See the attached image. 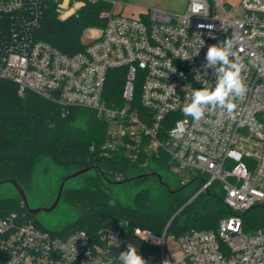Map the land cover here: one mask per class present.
Wrapping results in <instances>:
<instances>
[{"label": "built area", "instance_id": "2783aa9c", "mask_svg": "<svg viewBox=\"0 0 264 264\" xmlns=\"http://www.w3.org/2000/svg\"><path fill=\"white\" fill-rule=\"evenodd\" d=\"M98 1L0 0V79L14 83L20 95L96 111L109 124L103 156L121 154L134 162L166 155L170 169L184 174L181 186L199 187L189 203L210 190L221 196L231 214L216 230L180 237L168 234L170 225L162 236L133 230L142 244L158 248L155 264H264V230L246 233L243 221L244 214L264 208V0H241L238 16L218 0H189L183 13L132 15L120 14L110 2L112 9L102 14L105 26L85 32L84 50L68 55L38 38L51 5L66 20ZM226 38L235 39L248 91L231 118L216 125L219 114L211 113L195 123L182 107L193 89L214 83L205 54ZM114 70L125 71L119 106L105 99ZM82 232L87 236L79 237ZM129 243L112 227L93 236L52 232L17 214L0 219V264H119L116 257Z\"/></svg>", "mask_w": 264, "mask_h": 264}, {"label": "trees", "instance_id": "16d2710c", "mask_svg": "<svg viewBox=\"0 0 264 264\" xmlns=\"http://www.w3.org/2000/svg\"><path fill=\"white\" fill-rule=\"evenodd\" d=\"M111 9L112 3L101 0L87 4L63 21L59 19L56 6L51 5L37 36L62 53L74 55L85 49L87 43L83 37L89 28L105 26L102 14ZM124 80V70L110 73L105 92L109 106L122 104ZM108 130V122L94 110L64 108L31 93L20 95L14 83L0 79V182L16 181L27 194L33 189L41 165L54 164L63 169L66 176L91 169L80 176L82 187L64 188L61 201L79 210V218L63 228L64 231L84 230L95 236L104 227L116 228L137 246L147 264L158 262L159 250L136 239L132 234L135 228L162 236L176 215L168 234L180 237L192 230H216L221 219L231 214L221 196L211 190L189 203L199 187L187 190L189 186H180L178 191L167 187L160 197H155L150 187H139L148 180L165 186L160 171L170 169L169 158L145 156L133 162L121 154L103 156L100 146ZM117 175H123L124 180L117 181ZM64 180L65 176L60 186ZM120 183L139 187L129 204L115 200L108 188L110 184ZM12 214L39 224L18 194L0 199V219ZM243 221L246 233L264 230V208L244 214Z\"/></svg>", "mask_w": 264, "mask_h": 264}, {"label": "rangeland", "instance_id": "374dc122", "mask_svg": "<svg viewBox=\"0 0 264 264\" xmlns=\"http://www.w3.org/2000/svg\"><path fill=\"white\" fill-rule=\"evenodd\" d=\"M116 3V11L120 14L132 15L142 10H163L171 13H183L189 3V0H107ZM212 5H215L214 0H210ZM225 5L233 16L240 15L239 2L236 0H218ZM241 4V2H240ZM113 7V5H112ZM60 20H62L59 17ZM64 21V20H63ZM102 27L89 28V32L100 31ZM87 30V31H88ZM84 38V37H83ZM87 41V38H84ZM65 176L66 172L55 166L54 164L41 165L35 175V182L31 192L27 193L28 202L31 208L36 209L41 205H47L55 201L58 190H60V181ZM160 176L163 179L165 186H161L154 180H148L139 187H150L155 197H160L164 194V190L169 187L172 191H178L181 186V180L184 177L182 172L169 170L160 171ZM83 186L81 177L73 178L65 183V188H80ZM133 183L127 184H110L108 188L112 192L115 200L129 204L133 195L139 190ZM194 186L187 187L192 189ZM17 195V190L10 183H5L0 186V199L8 198ZM79 218V210L64 201H60L58 206L51 212H41L36 217L37 222L49 231H57L76 222ZM133 232V231H132ZM171 251H174L176 246L173 241H169Z\"/></svg>", "mask_w": 264, "mask_h": 264}, {"label": "clouds", "instance_id": "9594fccd", "mask_svg": "<svg viewBox=\"0 0 264 264\" xmlns=\"http://www.w3.org/2000/svg\"><path fill=\"white\" fill-rule=\"evenodd\" d=\"M235 47L234 38H226L218 44L208 46L204 68L214 71V83L210 85L205 81L201 87L190 92L188 102L182 107L185 117H190L193 122L199 123L206 118V114L218 113L220 119L215 123L219 125L223 117L233 116L237 108L236 102L248 91L246 78L243 75L246 66L237 55ZM198 53L199 51L196 55ZM86 236L87 234L83 232L79 235L82 238ZM115 246L119 247V244L116 243ZM116 259L119 264H147L137 246L131 243L127 245L126 250L119 252ZM163 264H169V261L165 260Z\"/></svg>", "mask_w": 264, "mask_h": 264}, {"label": "water", "instance_id": "95a60500", "mask_svg": "<svg viewBox=\"0 0 264 264\" xmlns=\"http://www.w3.org/2000/svg\"><path fill=\"white\" fill-rule=\"evenodd\" d=\"M53 97H54V99L58 100L59 99V94L56 93V92H54L53 93ZM90 171H91V169H88L87 168V169H83V170L77 171V172H75V173L67 176L66 179L62 182V184L60 186V190L58 192V195H57L55 201L49 207H42V208H36V209L31 208L30 205H29L28 197H27V194H26L25 190L16 181L11 180V181H8V182H0V186H2L5 183L12 184L15 187V189L17 190V194L22 199V201H23V203H24V205H25L28 213L31 214L32 216H34L36 218L38 216V214H40L41 212H51V211H53L58 206V204L61 201L62 195H63V191H64V188H65V183L68 180L73 179V178L80 177V176H82V175H84V174H86V173H88ZM175 217H176V215L171 219L169 225L172 223V221L174 220Z\"/></svg>", "mask_w": 264, "mask_h": 264}, {"label": "flooded vegetation", "instance_id": "af4514ba", "mask_svg": "<svg viewBox=\"0 0 264 264\" xmlns=\"http://www.w3.org/2000/svg\"><path fill=\"white\" fill-rule=\"evenodd\" d=\"M53 203V202H52ZM52 203H50V204H47V205H41V206H39V207H37V208H42V207H49V206H51L52 205Z\"/></svg>", "mask_w": 264, "mask_h": 264}, {"label": "crops", "instance_id": "0c3cea01", "mask_svg": "<svg viewBox=\"0 0 264 264\" xmlns=\"http://www.w3.org/2000/svg\"><path fill=\"white\" fill-rule=\"evenodd\" d=\"M236 1H240V2H241V0H236ZM240 2L238 3V4H239V6H240Z\"/></svg>", "mask_w": 264, "mask_h": 264}]
</instances>
